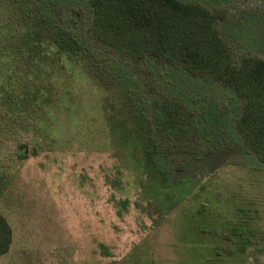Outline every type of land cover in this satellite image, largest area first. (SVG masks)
Segmentation results:
<instances>
[{
    "label": "rangeland",
    "instance_id": "1",
    "mask_svg": "<svg viewBox=\"0 0 264 264\" xmlns=\"http://www.w3.org/2000/svg\"><path fill=\"white\" fill-rule=\"evenodd\" d=\"M19 1L46 41L62 28L88 57L77 72L45 59L29 69L6 51L0 213L11 243L0 264H264V163L236 127V93L178 64L117 54L91 33V0ZM181 1L223 12L234 64L264 58V0ZM11 4L0 0L3 46L26 31ZM18 96L28 105L8 111ZM160 97L178 101L183 140L155 130L149 101Z\"/></svg>",
    "mask_w": 264,
    "mask_h": 264
},
{
    "label": "trees",
    "instance_id": "2",
    "mask_svg": "<svg viewBox=\"0 0 264 264\" xmlns=\"http://www.w3.org/2000/svg\"><path fill=\"white\" fill-rule=\"evenodd\" d=\"M10 1V11L14 10L19 16L17 21L10 17V21L24 23L26 31L14 32L6 39L5 46L0 43L1 78H5L4 68L10 62H6L7 50L14 58L11 61L22 62L29 69L45 59L51 65L77 72L80 66L76 62L88 57L85 44L62 28L54 31L46 41L40 17L21 12L23 6L19 0ZM90 4L92 35L117 54L131 61L150 56L161 62L178 64L189 73L208 74L231 88L241 99L236 127L244 142L264 163V58L246 55L238 65L234 64L230 48L217 26L222 11L181 0H91ZM48 44L49 51L44 47ZM5 88L1 87L0 91ZM42 98L46 102L52 99L50 96ZM27 102L19 96L14 97L15 106H8L7 110L11 112L12 107L26 106ZM149 105L153 110L155 130L165 142L176 143L185 138L188 125L178 101L160 97L149 101ZM124 112L126 115L128 111ZM54 116L53 113L47 115L46 125L55 119ZM45 129L41 133L39 130L42 136ZM24 152V149L17 150L18 155ZM10 243L11 227L0 213V256Z\"/></svg>",
    "mask_w": 264,
    "mask_h": 264
}]
</instances>
